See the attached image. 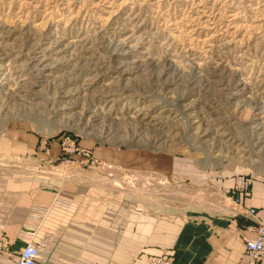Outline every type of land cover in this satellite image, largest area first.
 I'll return each instance as SVG.
<instances>
[{
  "label": "rangeland",
  "instance_id": "1",
  "mask_svg": "<svg viewBox=\"0 0 264 264\" xmlns=\"http://www.w3.org/2000/svg\"><path fill=\"white\" fill-rule=\"evenodd\" d=\"M12 152L26 153L0 170L79 166L158 204L264 176V0H0V153Z\"/></svg>",
  "mask_w": 264,
  "mask_h": 264
},
{
  "label": "crops",
  "instance_id": "2",
  "mask_svg": "<svg viewBox=\"0 0 264 264\" xmlns=\"http://www.w3.org/2000/svg\"><path fill=\"white\" fill-rule=\"evenodd\" d=\"M25 153H0V159ZM22 168L0 170V233L12 249L0 251V264H17L15 254L28 241L20 232L29 228L37 243L54 236L48 264H149L150 255L167 250L174 264H237L245 258L246 225L253 222L243 209L255 208L264 221V176L252 171L245 173L252 185L240 203L226 198L233 173L203 186L195 202L183 200L182 191V202L158 204L138 190L109 191L79 166L59 177L27 176Z\"/></svg>",
  "mask_w": 264,
  "mask_h": 264
},
{
  "label": "built area",
  "instance_id": "3",
  "mask_svg": "<svg viewBox=\"0 0 264 264\" xmlns=\"http://www.w3.org/2000/svg\"><path fill=\"white\" fill-rule=\"evenodd\" d=\"M234 185L232 187L233 194L239 196L233 201L240 203L244 195L248 194L252 185V178L248 174H238L234 177ZM253 218L252 223L246 225L248 233H245L243 240L246 248L244 259L237 264H260L262 254L264 253V221L257 218V210L253 207H245L243 209ZM21 237L27 238V243L16 252L17 264H48V258L52 251L55 238L48 234L45 241L37 243L33 239L32 229H26L20 232ZM10 241L6 235L0 234V251L10 254ZM175 254L172 252H160L149 256V264H174Z\"/></svg>",
  "mask_w": 264,
  "mask_h": 264
},
{
  "label": "bare ground",
  "instance_id": "4",
  "mask_svg": "<svg viewBox=\"0 0 264 264\" xmlns=\"http://www.w3.org/2000/svg\"><path fill=\"white\" fill-rule=\"evenodd\" d=\"M168 128H169V126H168ZM168 136V135H167Z\"/></svg>",
  "mask_w": 264,
  "mask_h": 264
}]
</instances>
